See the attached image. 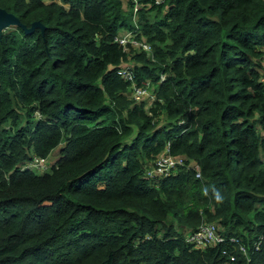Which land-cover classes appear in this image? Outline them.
I'll list each match as a JSON object with an SVG mask.
<instances>
[{
	"label": "trees",
	"instance_id": "obj_1",
	"mask_svg": "<svg viewBox=\"0 0 264 264\" xmlns=\"http://www.w3.org/2000/svg\"><path fill=\"white\" fill-rule=\"evenodd\" d=\"M0 6L43 24L0 31V264H264V0H141L150 52L114 41L124 0ZM125 62L156 83L148 108ZM167 142L186 163L146 177ZM212 220L246 252L184 241Z\"/></svg>",
	"mask_w": 264,
	"mask_h": 264
},
{
	"label": "built area",
	"instance_id": "obj_2",
	"mask_svg": "<svg viewBox=\"0 0 264 264\" xmlns=\"http://www.w3.org/2000/svg\"><path fill=\"white\" fill-rule=\"evenodd\" d=\"M128 2L132 7L133 12V28H124L118 31L114 36V41L123 47L130 44L135 47H141L148 52L151 50V44L141 37H138L140 32L138 24V11L141 6V0H124ZM152 5H161L165 0H150ZM123 77L131 80L129 98L135 102L147 99L148 107L152 105L156 99V83L145 80L140 84L133 80L134 72L131 66L122 65L117 70ZM165 78L164 73L159 74V81ZM153 91V92H152ZM146 96V97H145ZM150 97V98H148ZM147 107V106H146ZM36 116H40L38 111L35 112ZM187 156L172 154L169 151V142H167L165 148L148 163L145 164L144 174L148 178H160L166 177L175 172L178 166L186 163ZM187 164H195L196 175L200 176L198 165L194 160H190ZM51 162L46 156L34 155L30 160L22 165V168L28 167L37 171H44L49 168ZM184 241L190 243L194 247H206L217 246L219 244L224 246L222 252L227 256L228 261L235 259V249L238 248L242 252H246V245L243 242H239V238L235 235H226L222 232L221 225L216 221H202L194 229H187L183 231ZM260 243V239L255 241V247Z\"/></svg>",
	"mask_w": 264,
	"mask_h": 264
},
{
	"label": "water",
	"instance_id": "obj_3",
	"mask_svg": "<svg viewBox=\"0 0 264 264\" xmlns=\"http://www.w3.org/2000/svg\"><path fill=\"white\" fill-rule=\"evenodd\" d=\"M10 25L21 26L25 33L32 32L36 27L43 29V24L39 20H34L30 26H27L17 15L0 6V31Z\"/></svg>",
	"mask_w": 264,
	"mask_h": 264
},
{
	"label": "rangeland",
	"instance_id": "obj_4",
	"mask_svg": "<svg viewBox=\"0 0 264 264\" xmlns=\"http://www.w3.org/2000/svg\"><path fill=\"white\" fill-rule=\"evenodd\" d=\"M10 26H13V25H10ZM10 26H8V27H10ZM129 63H127V62H125L124 63V65H128ZM262 70V75H264V69L262 68L261 69ZM153 92V91H152ZM146 97V96H145ZM148 98H150V97H148ZM143 101H145L146 102V106H147V108H148V101H147V99H145V100H143ZM152 105H153V103H152ZM62 146V143H60V144H58V146H56V147H54L53 149H51L46 155H44V156H46L48 159H49V161L52 163L55 159H56V156H57V154H58V148L59 147H61ZM222 227V226H221Z\"/></svg>",
	"mask_w": 264,
	"mask_h": 264
},
{
	"label": "clouds",
	"instance_id": "obj_5",
	"mask_svg": "<svg viewBox=\"0 0 264 264\" xmlns=\"http://www.w3.org/2000/svg\"><path fill=\"white\" fill-rule=\"evenodd\" d=\"M216 199L218 202L222 201V197L219 194H217Z\"/></svg>",
	"mask_w": 264,
	"mask_h": 264
},
{
	"label": "crops",
	"instance_id": "obj_6",
	"mask_svg": "<svg viewBox=\"0 0 264 264\" xmlns=\"http://www.w3.org/2000/svg\"><path fill=\"white\" fill-rule=\"evenodd\" d=\"M262 78L264 79V75H262Z\"/></svg>",
	"mask_w": 264,
	"mask_h": 264
}]
</instances>
